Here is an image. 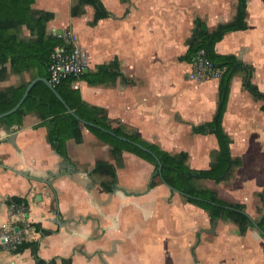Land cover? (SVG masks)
Returning a JSON list of instances; mask_svg holds the SVG:
<instances>
[{
    "label": "crops",
    "instance_id": "crops-1",
    "mask_svg": "<svg viewBox=\"0 0 264 264\" xmlns=\"http://www.w3.org/2000/svg\"><path fill=\"white\" fill-rule=\"evenodd\" d=\"M71 0H35L34 8L54 14L57 35L72 30L87 52V71L117 60L122 78L113 85L75 81L82 100L134 130L170 154H186L193 170L210 168L218 151L210 132L196 133L214 118L219 79L191 81L183 60L194 21L209 29L234 16V0H100L108 17L95 25L94 8L70 16ZM247 29L229 32L215 45L253 70L251 81L264 93V3L247 0ZM66 11V15L65 12ZM65 15V16H64ZM256 24L258 26L255 27ZM0 66V93L29 80ZM249 71V70H248ZM247 71L248 79L250 72ZM245 69L234 75L222 127L236 162L229 183L197 182L230 204L244 206L255 222L263 215L264 112L243 88ZM82 141L70 139L60 154L47 140L35 113L21 124L0 125V232L11 222V197L25 198V217L34 232L37 256L55 264H264V240L252 226L242 234L230 220H211L162 181L151 188L154 166L131 152L114 157L81 125ZM99 161L115 170L96 172ZM12 220L15 221V218ZM18 224V223H17ZM51 231L42 235L35 226ZM68 260V263L62 262ZM0 264H35L32 248L10 252L0 243Z\"/></svg>",
    "mask_w": 264,
    "mask_h": 264
},
{
    "label": "trees",
    "instance_id": "trees-1",
    "mask_svg": "<svg viewBox=\"0 0 264 264\" xmlns=\"http://www.w3.org/2000/svg\"><path fill=\"white\" fill-rule=\"evenodd\" d=\"M264 3V0H261ZM234 16L225 23L209 29L199 18L194 21V27L190 38L187 40V52L183 60L191 63L199 51L205 53V57L215 68L222 71L219 78L217 94V110L211 122L194 128V132H210L217 138L219 149L211 154L210 168L207 170H193L187 165L186 154H170L161 150L157 145L148 143L137 136L134 130H128L120 123H114L108 118L107 111L101 107L91 106L85 103L78 90L72 88L75 81H84L89 85H113L117 78H122L120 64L113 60L108 64L99 65L94 71H87L75 76H67L58 84L54 85L56 92L62 97L68 107L82 120L96 124L117 136L124 137L132 142L138 143L150 150L162 165V178L171 187L186 193L194 198L185 197L187 203L193 204L206 211L211 220H230L244 233L247 228L252 227L249 216L244 212V206L230 204L220 200L217 195L205 186H198L196 183L212 180L215 183H229L235 178L236 162L230 157V139L222 127V119L228 103L230 84L232 78L240 70L245 69L246 77L243 81L244 90L255 100L261 102L260 110L264 112V93L252 83L253 70L244 65L234 55H219L215 52V45L229 32L247 29V0H235ZM35 0H0V66L5 71L6 63L10 65L11 72L15 74H29V80L20 83L18 86L10 87L0 93V114L12 109L22 98L27 86L36 78L50 79L49 66L51 54L54 47L64 44V39L48 29V23L54 19V14L34 8ZM94 8L91 25L99 20L107 18L108 12L104 9L100 0H77L72 6L70 16L79 17L84 15V7ZM249 70V71H248ZM247 71L250 72L249 79ZM29 113L38 115L47 128V140L57 150L64 153V146L70 139L77 142L82 141L81 123L72 117L54 93L42 82L36 83L31 89L28 98L19 110L10 117L0 121V125L11 126L21 124L23 116ZM95 135L101 143L112 147L114 157H119L123 151H128L154 166V175L151 181V188L160 181L157 172L156 160L135 148L134 146L117 140L116 138L103 133L95 128L86 127ZM96 172L105 171L112 179L115 178L114 168L102 161L96 165ZM161 182V181H160ZM264 210V190L260 193ZM7 204L16 207H28L25 198L11 197ZM217 204L219 206H214ZM226 207L235 210L227 209ZM240 211V212H239ZM259 228L264 232V211L263 215L256 221ZM17 227L21 228L18 223ZM35 230L42 235H49L52 232L41 229L37 225ZM264 240V237H262ZM26 248H32L35 254V264H55V260L49 262L41 260L37 256V245L35 242L23 241L17 246L16 253ZM68 263V260H62Z\"/></svg>",
    "mask_w": 264,
    "mask_h": 264
},
{
    "label": "built area",
    "instance_id": "built-area-1",
    "mask_svg": "<svg viewBox=\"0 0 264 264\" xmlns=\"http://www.w3.org/2000/svg\"><path fill=\"white\" fill-rule=\"evenodd\" d=\"M59 36L64 44L54 47L49 66V82L54 86L67 76L78 77L85 72L88 66L87 52L78 44V37L72 30H66ZM192 70L188 74L191 81L202 83L208 80L219 79L222 71L206 59L205 53L199 51L192 62ZM10 225L0 232V243L7 251L15 252L17 246L26 241L34 229L25 217V210L11 204L9 206ZM17 223L21 228L17 227Z\"/></svg>",
    "mask_w": 264,
    "mask_h": 264
},
{
    "label": "water",
    "instance_id": "water-1",
    "mask_svg": "<svg viewBox=\"0 0 264 264\" xmlns=\"http://www.w3.org/2000/svg\"><path fill=\"white\" fill-rule=\"evenodd\" d=\"M58 35H60V32L58 33ZM85 72H87V70H85ZM38 82H42V83H44V84H45V85H46V86H47V87H48V88L54 93V95L56 96V98L62 103V105H63V106L65 107V109L67 110V112H68L72 117H74L77 121H79V122L81 123L82 126H84V127H90V128H95V129H97V130H100V131H102L103 133H105V134H107V135H109V136H112V137L116 138V139L119 140V141H122V142H124V143L130 144V145L134 146L135 148L141 150L142 152H145L146 154H149L150 156H152V157L156 160V162H157V164H158L157 172H158V174H159V178H160V180L162 181V183H163L167 188H169L171 191H173V192H175V193H177V194H179V195H182V196H185V197H188V198H194V199H197L196 197H192V196H190V195H188V194H186V193H183V192H181V191H179V190H177V189L171 187L170 185H168L167 183L164 182V180H163V178H162V165H161L159 159H158V158H157V157H156V156H155L150 150H148V149L145 148L144 146H142V145H140V144H138V143L132 142V141H130V140L124 138V137L117 136V135H115L114 133H112L111 131H108V130H106V129H104V128H102V127L96 125V124L86 122V121L82 120L81 118H79V117H78V116H77V115H76V114H75V113H74V112L68 107V105H67V104L65 103V101L62 99V97L56 92L54 86H53V85L49 82V80H47V79H44V78H36V79H34L33 81H31V82L29 83V85L27 86V88H26V90H25V92H24L22 98L20 99V101H19V102H18V103L12 108V109H10L9 111L0 114V121L6 119V118H8V117H10L11 115H13L14 113H16V112L19 110V108L22 106V104H23V103L25 102V100L28 98L29 93H30L31 89L33 88V86H34L36 83H38ZM197 200H200V199H197ZM200 201H201V200H200ZM213 205H214V206H219V205H217V204H213ZM226 208H227V209H230V210H235V209L230 208V207H226ZM235 211H238V210H235ZM239 212H240V211H239ZM241 213H244V212H241ZM249 219H250V222H251L252 226H253V227H254V228L260 233V235H261L262 237H264V232L259 228L258 224H257L252 218L249 217Z\"/></svg>",
    "mask_w": 264,
    "mask_h": 264
},
{
    "label": "rangeland",
    "instance_id": "rangeland-1",
    "mask_svg": "<svg viewBox=\"0 0 264 264\" xmlns=\"http://www.w3.org/2000/svg\"><path fill=\"white\" fill-rule=\"evenodd\" d=\"M76 1H77V0H71V1H70V5L73 6V5L76 3ZM222 2H223V0H222ZM235 5H236L235 0H234V3H233L232 1L230 2V6H231V8L234 9V8H235ZM64 13H65V15H66V11H65ZM65 15H64V16H65ZM247 19H248V17H247ZM57 25H58V22H55V23L51 24V27H52L51 29H54V33H55V34H57V32H56V31H57V28H58ZM253 25H255V27L258 26V25H256V24H253ZM56 27H57V28H56Z\"/></svg>",
    "mask_w": 264,
    "mask_h": 264
}]
</instances>
